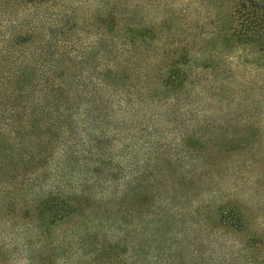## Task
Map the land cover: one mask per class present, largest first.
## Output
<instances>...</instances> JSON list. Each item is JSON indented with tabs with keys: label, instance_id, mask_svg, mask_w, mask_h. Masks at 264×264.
<instances>
[{
	"label": "rangeland",
	"instance_id": "obj_1",
	"mask_svg": "<svg viewBox=\"0 0 264 264\" xmlns=\"http://www.w3.org/2000/svg\"><path fill=\"white\" fill-rule=\"evenodd\" d=\"M237 1L0 0V264H40L31 232L34 218L22 209L13 212L9 208L17 198L10 193L9 174L19 166L8 167L13 125L4 95L10 90L11 72L25 57L39 58L34 51L39 52L42 46L49 53H64L62 58L88 63L104 58L101 51L108 46L149 47L152 29L166 36L156 44L170 47L177 42L173 46L179 51L183 32L213 38L216 60L226 68L214 78V91L204 90L208 89V81H203L208 73L198 70L200 81L179 90L175 105L169 108L177 115L188 109L198 118L193 124L184 118L175 120L174 129L162 138L168 143L167 152H173L182 134L197 132L196 137L202 135L206 144L201 155H188L190 166L179 169L188 172L195 183L180 191L177 188L173 198L174 178L166 179L164 196L176 211L172 216L176 219L162 221L160 233L154 231L153 224L148 233H140V221L135 219L126 236L114 237V232L92 237L93 243L104 242L99 264H264V62L259 52L230 41L228 36L234 28L248 34L262 29L264 0H245L239 7ZM169 30L175 32L173 36H167ZM26 32L29 40H25ZM29 51L32 53L27 55ZM203 51L199 49L197 61ZM48 55L44 58L53 57ZM203 114L208 116L205 121L201 120ZM188 141L202 145L193 138ZM230 200L242 209L244 229L221 217L219 208ZM87 226L82 225L81 230ZM64 227H58V238L65 235ZM28 250L34 257L31 263L26 260ZM89 252L74 244L68 255L70 264H86ZM57 261L60 263L61 257Z\"/></svg>",
	"mask_w": 264,
	"mask_h": 264
},
{
	"label": "trees",
	"instance_id": "obj_2",
	"mask_svg": "<svg viewBox=\"0 0 264 264\" xmlns=\"http://www.w3.org/2000/svg\"><path fill=\"white\" fill-rule=\"evenodd\" d=\"M244 1L238 0V7ZM174 33L169 30L167 36ZM149 34L151 46H108L96 63L62 58L64 53H49L42 46L34 51L39 58L25 57L10 74V90L4 95L13 125L8 167L19 166L9 174L10 193L17 194L15 206L9 203V208L34 218L31 232L40 264H70L74 244L90 251L86 264H99L104 242L93 243L91 238L114 232V237L126 236L135 219L140 233H148L150 224L162 232V221L176 219L164 196L166 179L174 178L173 198L195 183L179 169L190 166L188 155L202 154L204 137L182 134L172 153L162 138L178 118L193 124L198 117L188 109L172 114L169 108L179 90L200 81L198 70L208 73L203 80L208 89H203L214 91V78L226 67L216 60L213 38L207 35L181 33L179 51L173 46L177 42L170 47L156 44L166 39L162 31L152 29ZM228 36L259 52L264 62V26L250 34L234 28ZM24 37L31 38L29 32ZM199 49L205 50L201 61L196 59ZM48 54L53 57L44 58ZM190 138L202 145H192ZM227 204L219 208L221 217L244 229L242 209L231 200ZM64 224L65 235L58 238V227ZM26 260L34 261L32 251Z\"/></svg>",
	"mask_w": 264,
	"mask_h": 264
}]
</instances>
